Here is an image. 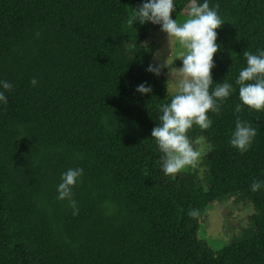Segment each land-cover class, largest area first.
Returning <instances> with one entry per match:
<instances>
[{
  "label": "trees",
  "instance_id": "obj_1",
  "mask_svg": "<svg viewBox=\"0 0 264 264\" xmlns=\"http://www.w3.org/2000/svg\"><path fill=\"white\" fill-rule=\"evenodd\" d=\"M143 2L0 0V81L13 85L0 87V264H264V188L251 190L264 181V112H235L243 53L264 50V0H209L223 21L211 88L226 79L234 91L208 112L210 128L188 132L206 155L171 176L151 137L172 98L171 67L146 70L160 27L136 20ZM202 3L175 0L173 18ZM144 82L152 93L135 91ZM238 116L257 130L244 153L230 144ZM70 168L84 169L72 189L78 214L58 199ZM230 200L251 213L215 250L200 227Z\"/></svg>",
  "mask_w": 264,
  "mask_h": 264
},
{
  "label": "clouds",
  "instance_id": "obj_2",
  "mask_svg": "<svg viewBox=\"0 0 264 264\" xmlns=\"http://www.w3.org/2000/svg\"><path fill=\"white\" fill-rule=\"evenodd\" d=\"M134 9L139 24L159 26L169 40H174L180 46L176 59L182 61V66L177 68L180 78L175 85L176 94L169 103L160 106L159 123L151 132V137L163 153L162 171L171 176L191 165L200 156V152L194 150L189 130L194 125L205 130L210 128L213 121L208 112L218 113L221 102L234 91L233 84L226 79L216 82L215 88H211L215 82L212 76L214 57L221 51L217 29L222 28L223 21L218 11L210 7L209 0H203L200 6L194 7L183 22L173 18L175 0H144L141 6ZM243 55L246 67L239 71L235 81L241 104L236 105L235 112L240 113L242 105L256 112H264V50H258L256 54L245 51ZM165 67L169 68L167 60L159 66L150 63L146 70L159 77ZM31 83L35 86L38 82L33 79ZM0 87L10 91L13 85L0 81ZM3 90H0V102L6 104L8 101ZM135 91L148 95L153 92V88L144 82L137 85ZM256 136V128L238 116L230 144L244 153L251 148ZM83 175V168H70L62 174L61 183L57 187L58 199H68L74 214H78V209L72 199V189ZM261 188H264V181L256 180L251 185L253 192ZM192 214L196 215L195 212Z\"/></svg>",
  "mask_w": 264,
  "mask_h": 264
},
{
  "label": "rangeland",
  "instance_id": "obj_3",
  "mask_svg": "<svg viewBox=\"0 0 264 264\" xmlns=\"http://www.w3.org/2000/svg\"><path fill=\"white\" fill-rule=\"evenodd\" d=\"M188 17H182L177 19L179 22H183ZM156 42L159 44L160 49L155 54L153 63L159 66L163 64L165 60L168 62L167 78L169 82L168 95L173 96L176 94V82L180 78L177 68L181 66L175 65L177 62H182L176 59V52L180 50V46L174 40H169L166 33L161 30L154 33L149 39L148 43ZM167 69V67L163 68ZM171 73V74H170ZM200 148L197 150L200 152V156L193 164L185 167L184 171H190L194 168V164H199L203 156H205L204 142H200ZM205 154V155H204ZM251 209H244L241 205L235 206L233 200L224 204H216L207 209L206 217L202 221L203 225L200 227L199 234L201 238L206 240L208 244L215 250L224 248L235 236H239L242 232V228L247 225L248 217L251 213Z\"/></svg>",
  "mask_w": 264,
  "mask_h": 264
}]
</instances>
